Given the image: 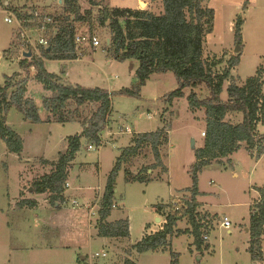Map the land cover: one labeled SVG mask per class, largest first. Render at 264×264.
Instances as JSON below:
<instances>
[{"label":"rangeland","instance_id":"rangeland-1","mask_svg":"<svg viewBox=\"0 0 264 264\" xmlns=\"http://www.w3.org/2000/svg\"><path fill=\"white\" fill-rule=\"evenodd\" d=\"M78 1L81 9L88 7L86 0ZM106 2L110 6L130 8L144 3L142 0ZM207 5L213 8L214 19L212 31L205 36L202 55L210 61H220L212 67L213 71H222L228 59L239 54L237 65L231 68L232 78L238 84L253 76L258 68L264 77V0H209ZM33 6L38 12H59L56 0H0V83L15 72H19V77L24 76L19 66L22 56L17 47V24L7 23L4 17L11 7L29 12ZM147 7L155 12L162 10L160 0H151ZM238 16L242 18L241 39L239 50L234 51L237 42L234 25ZM79 30L88 31L86 26ZM39 34L41 30L32 32L33 38ZM93 36L100 43L88 48L86 55L73 60H44L48 72L85 88L104 89L111 100L105 127L100 132L101 143L96 145L80 138V147L69 164L68 186H64L62 202H51L48 193L29 188L33 180L53 170L58 153L67 147V137L80 133L82 119L90 117L97 104L81 106L80 119L64 123L46 121L48 114L43 109L42 96L48 93L33 78L35 69L30 68L26 94L34 100L40 120L31 122L14 107L7 112V124L20 136L23 146L20 153L9 152L0 140V264H124L126 257L134 264H258L251 261L247 250L246 228L250 203L257 197L254 186L264 181L262 147L258 153L256 149L248 151L241 146L227 157L209 161L198 172L196 198L207 226L204 234L208 235L201 249L196 247L192 234L183 232L190 225L182 218L168 236L167 248L127 253L128 247L138 242L146 231L163 223L167 212L179 209L190 198L186 188L192 184L189 170L196 162L194 149L203 145L204 109L188 108L190 88H184L183 96L173 99L171 104L167 102V94L178 86L170 71L152 73L139 88L138 96L120 93L123 88L134 87L138 63L134 59L116 60L105 51L106 29H96ZM32 51L39 55V48ZM229 82L227 79L223 84L222 100L227 98ZM192 90L200 98L208 96L203 84ZM241 118L239 112L227 115V120L234 123ZM159 127L165 128L168 137L161 147V161L166 170L152 167L151 179L145 182L127 180L124 169L134 175L155 163L147 147L140 155L122 163L114 179L116 206L111 207L107 220L128 219L129 236H98L93 226L97 214L91 215V207L97 213L107 176L120 150L129 144L135 132ZM88 144L92 147L88 148ZM31 201L33 205L29 204ZM158 204L166 205L161 215L155 212ZM224 215L231 223L229 228L220 225ZM96 252L105 255L93 256Z\"/></svg>","mask_w":264,"mask_h":264},{"label":"trees","instance_id":"trees-1","mask_svg":"<svg viewBox=\"0 0 264 264\" xmlns=\"http://www.w3.org/2000/svg\"><path fill=\"white\" fill-rule=\"evenodd\" d=\"M157 1V0H152ZM162 10L155 12L146 8H130L110 6L106 0H86L88 7L81 9L78 0H56L59 12H39L34 15L36 7L31 11L11 7L18 19L22 20L25 28L44 26V35L48 40L46 47H39V55L31 52L30 57L22 56L19 66L24 76L19 72L8 75L0 83V140L4 141L9 152L20 153L22 140L17 132L7 124L6 115L11 107L19 111L25 119L31 122L40 120L38 108L34 100L27 96V79L29 69L34 68L33 78L39 82L48 94L42 96V106L47 112L46 121L60 123L80 119V107L85 103H96V110L86 119H82V130L79 134L67 137L65 151L58 153L53 170L32 181L33 191L48 193L51 202H62L63 192L70 162L74 159L80 147V138L99 145L100 132L104 129L107 115L111 109L110 94L101 88H85L63 80L62 76L48 72L44 60H73L78 58V50L82 56L88 48H77L75 35L79 29L86 26L88 33L94 35L99 28L106 29L107 36L103 39L105 51L116 60L134 59L138 66L135 70L136 83L133 88H123L120 93L139 95V88L152 73H173L178 86L167 94V102L183 96V89L190 88L187 95L188 108L192 111L204 109L205 130L203 145L194 149L196 162L190 166L192 184L186 188L190 198L186 199L179 209H173L165 214L164 223L160 230L144 233L142 238L128 247L132 251L165 249L170 244L168 236L172 234L176 223L186 218L189 232L198 249L204 246V232H207L202 220L204 215L198 211L199 204L196 196L199 194L197 175L202 166L213 159L227 157L244 146L248 151L256 149L261 152L264 134L259 135L257 126L264 124V77L261 68L253 76L238 84L232 78L231 68L239 61V54L228 59V65L220 72H214L213 66L220 61H210L203 57L205 36L213 29L214 10L207 5L209 0H160ZM49 19V21H46ZM242 18L238 16L234 25L236 41L241 39ZM12 46H16L12 42ZM230 79L226 87L227 98L222 100L220 93L224 82ZM203 84L208 89V96L200 98L192 90ZM74 105L72 110L70 106ZM242 114L240 121L227 120L229 113ZM165 128L159 127L153 131L137 132L129 139L118 154L115 164L107 176L106 183L99 200L97 217L93 226L96 234L103 237L125 238L129 236L128 219L120 218L108 221L111 205L114 202V179L118 167L131 158L142 153L147 147L154 158L152 165L141 169L137 174H130L124 169L127 180L141 182L151 179L150 172L156 166L161 171L166 167L161 161V147L168 142ZM91 145V144H89ZM149 168V169H148ZM149 172V173H148ZM259 202L249 206L248 216V252L251 261L264 262V182L256 187ZM255 201V200H254ZM29 203V202H28ZM33 205L34 202L29 203ZM166 205H156L161 215ZM173 208V206L170 204ZM254 208V212L251 211ZM201 220V221H200ZM124 264H134L128 257Z\"/></svg>","mask_w":264,"mask_h":264},{"label":"built area","instance_id":"built-area-1","mask_svg":"<svg viewBox=\"0 0 264 264\" xmlns=\"http://www.w3.org/2000/svg\"><path fill=\"white\" fill-rule=\"evenodd\" d=\"M34 15L38 16L39 15V12L38 11H34ZM4 21H6L7 23H12L13 21L17 24V28H18V43H17V47H18V50H19V54L21 56L23 52H26V51H31L34 49V50H37L39 47H46L48 45V40L46 38V36L44 35V26H40V27H31V28H25L23 26V23H22V20L18 19L16 17V15L12 12V11H8L7 15L4 17ZM46 21H49V19H46ZM41 30V34L39 35H36V38H33L32 36V32H38ZM75 44H76V47L77 48H83L85 46H98L99 45V40L96 36H91L90 34L88 33H84V32H79L75 35ZM78 57L79 56H82V53L80 50H78ZM125 131L126 132H129V129L128 128H125ZM92 145H89L88 144V148H91ZM262 148L264 150V140L262 142ZM65 186H68V183L66 182L65 183ZM259 202V199L257 198L255 201L251 202L250 205L253 207L254 204L258 203ZM73 204H77V202L75 200L72 201ZM115 203H113L111 205V207H115ZM98 209H99V206H98ZM98 209H97V212H98ZM251 211L254 212V208H251ZM91 215L93 214H97L95 212L92 211V207H91V211H90ZM220 225L225 227V228H229L231 226V223L228 219L227 216H223V218L221 219V222H220ZM203 239L206 240L207 239V235L204 234L203 235ZM104 256L105 253L102 252V253H94L93 256Z\"/></svg>","mask_w":264,"mask_h":264},{"label":"crops","instance_id":"crops-1","mask_svg":"<svg viewBox=\"0 0 264 264\" xmlns=\"http://www.w3.org/2000/svg\"><path fill=\"white\" fill-rule=\"evenodd\" d=\"M143 2H144V4H146L145 5V7L147 8V6L151 3V0H142ZM144 7V8H145ZM136 8H141V7H139V6H136ZM257 130H258V132L259 133H264V124H259L258 126H257ZM135 133H137V132H135ZM264 182V181H263ZM263 182H262V184H263ZM261 184V185H262ZM261 185H258V186H254V188H255V191H256V193H257V197L256 198H258L259 196H258V191L256 190V187H259V186H261ZM255 198V199H256ZM197 199V198H196ZM254 199V200H255ZM197 202H198V204H199V207H200V209H201V206H200V203H199V201L197 200ZM116 205V204H115ZM199 212L201 211V210H198ZM208 211V210H207ZM155 212L157 213V215H159V213L157 212V210H156V208H155ZM210 214H212V213H210ZM116 220V219H115ZM109 221H111V220H109ZM113 221V220H112ZM201 222H204V221H201ZM221 222V221H220ZM163 223H164V221H163ZM163 223L161 224V225H159L156 229H154V230H150V231H146V233H153V232H155V231H157V230H160L161 228H162V225H163ZM148 227V226H147ZM146 227V228H147ZM178 233V232H177ZM206 234V233H205ZM207 235V234H206ZM207 239H208V235H207ZM206 239V240H207ZM205 243V242H204Z\"/></svg>","mask_w":264,"mask_h":264},{"label":"water","instance_id":"water-1","mask_svg":"<svg viewBox=\"0 0 264 264\" xmlns=\"http://www.w3.org/2000/svg\"><path fill=\"white\" fill-rule=\"evenodd\" d=\"M60 2H61V0H58V3H60ZM144 5H145L144 3H140V7H144ZM238 50H239V42L237 41L234 51H238ZM22 55L24 57H30L31 56V51L23 52ZM191 142H192V145L191 146H192V148H194V141L192 140ZM29 190H32V187H30ZM155 218H156V221H159L160 220V218L158 216H156ZM247 230L248 229L246 228V231Z\"/></svg>","mask_w":264,"mask_h":264}]
</instances>
